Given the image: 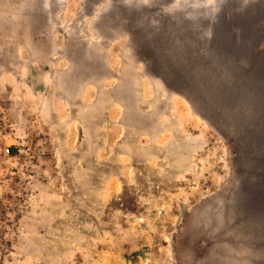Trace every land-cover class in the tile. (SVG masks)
<instances>
[{
    "label": "rangeland",
    "instance_id": "rangeland-1",
    "mask_svg": "<svg viewBox=\"0 0 264 264\" xmlns=\"http://www.w3.org/2000/svg\"><path fill=\"white\" fill-rule=\"evenodd\" d=\"M259 1L0 0V264H264V32L209 48Z\"/></svg>",
    "mask_w": 264,
    "mask_h": 264
},
{
    "label": "water",
    "instance_id": "water-1",
    "mask_svg": "<svg viewBox=\"0 0 264 264\" xmlns=\"http://www.w3.org/2000/svg\"><path fill=\"white\" fill-rule=\"evenodd\" d=\"M225 12L222 11L221 13H218L214 20L210 23V27L212 29V37L209 40V48L211 52H215L217 54V61H221L222 59H230L232 61V66L237 64V58L235 56V53H231L230 48H232L233 44L230 42L231 38L230 35L233 34L232 38L234 41V45L237 43V37H238V31H233L232 26L237 27V29L240 28L239 35H240V42H245L249 40L250 36H256V32L262 31L264 32V2H252L248 5L244 6L239 11H235L232 15V19H228L226 16L227 11L225 8ZM259 24H262V27H258ZM229 40V41H228ZM226 41V42H225ZM240 43V44H241ZM218 45V46H217ZM219 48V49H218ZM146 50H149L146 48ZM163 56H159L158 64L165 63L162 58ZM158 58V57H157ZM196 56L190 59V65L191 69H193L196 64V61H199ZM222 60V61H223ZM152 61V60H150ZM201 61V60H200ZM154 62V59H153ZM166 64V63H165ZM231 64V62H230ZM251 64L255 65V62L251 61ZM156 65V63H155ZM173 70L172 77L169 81L175 89H179V91H182L186 95H188L189 98L192 99L193 104L196 106L198 110H207L204 109V98L203 94L200 91V87L196 84L193 80L192 71L189 70L185 71L183 69H175V67H171ZM245 69H241V72L239 73V76L243 74ZM238 75V74H237ZM229 102L232 100L230 97L228 98ZM231 103V102H230ZM209 108L208 110H211L210 114V121L211 123L215 124L219 128H221V117H222V110H217L216 106L212 103L207 105ZM207 110V111H208ZM223 130V129H222ZM224 131V130H223ZM259 191V190H258ZM258 191L251 193V202L254 203L252 206L255 209V212H258V209L264 213V207H261V203L258 202L257 196ZM264 216V214H263Z\"/></svg>",
    "mask_w": 264,
    "mask_h": 264
},
{
    "label": "flooded vegetation",
    "instance_id": "flooded-vegetation-1",
    "mask_svg": "<svg viewBox=\"0 0 264 264\" xmlns=\"http://www.w3.org/2000/svg\"><path fill=\"white\" fill-rule=\"evenodd\" d=\"M254 37V36H253ZM255 37H257V36H255ZM260 36L258 35V38H259ZM260 38H263V35H261V37ZM260 41H262V40H260ZM263 69H264V67H263Z\"/></svg>",
    "mask_w": 264,
    "mask_h": 264
},
{
    "label": "crops",
    "instance_id": "crops-1",
    "mask_svg": "<svg viewBox=\"0 0 264 264\" xmlns=\"http://www.w3.org/2000/svg\"><path fill=\"white\" fill-rule=\"evenodd\" d=\"M248 127H249V125H248ZM247 130H248V128H247Z\"/></svg>",
    "mask_w": 264,
    "mask_h": 264
},
{
    "label": "bare ground",
    "instance_id": "bare-ground-1",
    "mask_svg": "<svg viewBox=\"0 0 264 264\" xmlns=\"http://www.w3.org/2000/svg\"><path fill=\"white\" fill-rule=\"evenodd\" d=\"M259 148V147H258ZM264 150V149H263Z\"/></svg>",
    "mask_w": 264,
    "mask_h": 264
}]
</instances>
